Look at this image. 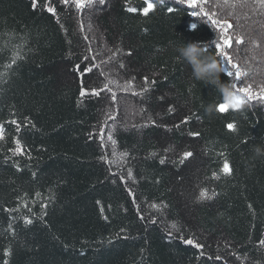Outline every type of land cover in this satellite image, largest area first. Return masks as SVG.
<instances>
[{
	"label": "trees",
	"instance_id": "trees-1",
	"mask_svg": "<svg viewBox=\"0 0 264 264\" xmlns=\"http://www.w3.org/2000/svg\"><path fill=\"white\" fill-rule=\"evenodd\" d=\"M150 2L0 0V264H264V102L209 115L220 92L176 51L199 42L259 92L264 0ZM202 10L233 25L240 80Z\"/></svg>",
	"mask_w": 264,
	"mask_h": 264
},
{
	"label": "snow or ice",
	"instance_id": "snow-or-ice-1",
	"mask_svg": "<svg viewBox=\"0 0 264 264\" xmlns=\"http://www.w3.org/2000/svg\"><path fill=\"white\" fill-rule=\"evenodd\" d=\"M69 2H70V0H63V3L66 4V5ZM72 2L78 8L82 9V8L85 7V0H72ZM178 2L181 3V4L187 3L188 7L192 8V9H195L200 4L207 3L208 0H178ZM36 3H37V0H33V6H35ZM88 3L91 4L92 0H88ZM99 3L103 4L104 0H99ZM154 10H155V4L150 2V0H146V6L142 10H138L136 8H129L128 9V11L132 12V13H136V12L139 11L140 14L143 15V16H148L149 13L154 11ZM48 11L52 12V14L55 15V10L53 8H49ZM167 11L169 13H171L172 11H174V9L169 7L167 9ZM202 12H203V15L206 18L210 19L211 22L214 25H216V27L223 34L222 43L217 42V41H214L213 43L215 44V52L217 53V55L222 60H224L227 64L231 65V69L227 70V75L229 77H234L235 80H240L241 77L242 76H246L247 73L242 71L241 67L238 64L234 63L232 61V57L224 50L225 48L231 49L233 47L232 38L227 35L228 30L231 29L233 27V25L230 22H228V21H222V20H219V19H212V17L215 16V13H209V12L203 11V10H202ZM200 14H201L200 12H195V11L193 12V15H200ZM195 28H196V25H193V29H195ZM236 43L237 44H242L243 40L242 39H237ZM206 50H208V49H206ZM130 54L131 53H129V55ZM121 66H123V65H121ZM232 69H234L235 71L233 72ZM89 71H91V69H89ZM225 71H226V69H225ZM144 83L145 84L149 83L147 77H144ZM152 83H155V81H153ZM233 86L236 88V91L244 93V95L247 97L248 100H259V101L264 102V89H261L259 92H254L252 90L251 85H247L245 87L237 88L236 84L233 83ZM85 94H88V93H87V91L85 89L82 88L81 89V95H85ZM91 94L92 95H99V91L92 90ZM112 98H113V101H115V94L114 93H113V97ZM217 110H218L219 113L224 114V113H227L230 109L224 103H220L217 106ZM169 111H171V109H169ZM184 122L187 123V120H185ZM12 123H16V122L12 121ZM226 127H227V129L229 131H232V132L236 131V126L233 123H228ZM190 135L193 136V137H198L199 133L198 132H193V133H190ZM109 138H111V137H109ZM3 139H4V129H3V126L0 125V140H3ZM16 143H17V146H18L16 151L18 153L22 154L23 153L22 145H20L19 141H16ZM192 156H193V153L191 151L185 152L183 154V157L181 158L180 162L183 163L184 160H187V159L191 158ZM161 163H163V160H161ZM221 172H223L226 175H231L232 168H231L230 164L227 161L224 162L223 167L221 168ZM217 178H219V177H217ZM205 198L211 199L212 197L207 196V193L205 191H202L201 195H200V199H205ZM97 203H99V201ZM153 207H155V205ZM105 219H107V217H105ZM26 223H31V221L27 220ZM173 227H175V225H173ZM183 243H185L187 245H191V246H193L195 248H198V249H202L203 248V245H200V244L196 243L193 239L183 240ZM217 259H219V257H217Z\"/></svg>",
	"mask_w": 264,
	"mask_h": 264
},
{
	"label": "clouds",
	"instance_id": "clouds-1",
	"mask_svg": "<svg viewBox=\"0 0 264 264\" xmlns=\"http://www.w3.org/2000/svg\"><path fill=\"white\" fill-rule=\"evenodd\" d=\"M193 27V26H192ZM178 58L186 62L192 69L191 77L194 81L205 85L215 86V89L222 96V103L227 105L233 111H240L246 105L247 101L239 95L231 82H224L221 74L225 72V67L216 55L211 54L199 42H190L176 49ZM206 113L212 115L219 113L217 106L209 104ZM257 153L261 150L256 148Z\"/></svg>",
	"mask_w": 264,
	"mask_h": 264
},
{
	"label": "rangeland",
	"instance_id": "rangeland-1",
	"mask_svg": "<svg viewBox=\"0 0 264 264\" xmlns=\"http://www.w3.org/2000/svg\"><path fill=\"white\" fill-rule=\"evenodd\" d=\"M245 18L248 19V20H251V18L249 19V16H245ZM254 23H255V24H258L259 21H258V20H255Z\"/></svg>",
	"mask_w": 264,
	"mask_h": 264
}]
</instances>
